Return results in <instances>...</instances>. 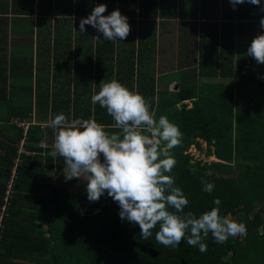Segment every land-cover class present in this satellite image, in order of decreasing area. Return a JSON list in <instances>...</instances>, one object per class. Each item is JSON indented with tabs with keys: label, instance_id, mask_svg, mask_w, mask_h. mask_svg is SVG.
I'll list each match as a JSON object with an SVG mask.
<instances>
[{
	"label": "trees",
	"instance_id": "16d2710c",
	"mask_svg": "<svg viewBox=\"0 0 264 264\" xmlns=\"http://www.w3.org/2000/svg\"><path fill=\"white\" fill-rule=\"evenodd\" d=\"M101 3L104 15L119 9L127 17L126 39H104L91 25L79 31ZM177 16L183 59L177 70L158 72L159 36ZM262 17L264 0L235 9L230 0H180L179 8L174 0H0V210L20 159L1 223L0 264H264V64L247 55L264 33ZM113 79L182 132L166 174L188 198L185 211L199 216L219 198L220 214L245 224V234L219 244L209 235L205 253L186 240L165 247L155 240L159 225L143 240L107 192L90 202L87 192L45 181L48 170L64 168L62 157L49 155L55 115L118 131L106 109L91 103L100 83ZM192 145L216 160L195 157Z\"/></svg>",
	"mask_w": 264,
	"mask_h": 264
},
{
	"label": "clouds",
	"instance_id": "9594fccd",
	"mask_svg": "<svg viewBox=\"0 0 264 264\" xmlns=\"http://www.w3.org/2000/svg\"><path fill=\"white\" fill-rule=\"evenodd\" d=\"M245 2L260 5V0H230L234 9ZM106 9L103 3L95 6L89 16L80 20L79 31L83 33L85 25H91L104 39H126L130 33L127 17L119 9L104 15ZM260 26L264 28V17ZM247 55L264 64V33L252 39ZM91 103L106 109L118 131H106L93 118L69 119L63 113L55 115L49 124L55 132L49 155L53 160L63 158L65 180L87 181L90 202L98 201L107 192L119 205L121 220L139 225L143 240H149L159 225L155 240L165 247L176 248L186 240L189 246L205 253L209 235L219 244L246 233L245 224L220 214L219 198L213 200L214 207L199 216L185 211L188 198L166 174L176 164L169 150L181 145L183 134L166 116L157 120L142 94L113 79L100 83ZM190 170L195 174L194 168ZM200 183L204 192H213V183L203 177Z\"/></svg>",
	"mask_w": 264,
	"mask_h": 264
},
{
	"label": "rangeland",
	"instance_id": "374dc122",
	"mask_svg": "<svg viewBox=\"0 0 264 264\" xmlns=\"http://www.w3.org/2000/svg\"><path fill=\"white\" fill-rule=\"evenodd\" d=\"M177 35H178V32H176V28L174 29V24H173L170 26L168 30H166L163 34H160L159 36L158 47H159V65H160L159 70L160 71H170L176 67L178 68L179 65L175 66L176 63H178V61L179 62L182 61L181 54L179 53V46L176 41ZM177 50H178V53H177ZM168 89L170 91H173L175 90V87L170 85ZM20 143L21 142H19V145ZM202 147L203 149L205 148L204 142H202ZM189 151L195 157L200 158L204 161H210L213 159L212 155H205L203 152H199L197 149H195L193 145L190 146ZM45 181L54 187H66L75 195H80L84 192H87L86 190L87 181L85 179L72 178L70 180H65L63 170H48ZM227 216L234 219L231 215H227Z\"/></svg>",
	"mask_w": 264,
	"mask_h": 264
},
{
	"label": "built area",
	"instance_id": "2783aa9c",
	"mask_svg": "<svg viewBox=\"0 0 264 264\" xmlns=\"http://www.w3.org/2000/svg\"><path fill=\"white\" fill-rule=\"evenodd\" d=\"M20 125H22L24 127V130H26V127H27V123L25 122H22L20 123ZM20 145H19V148H18V152H24L25 150L22 148V143H23V140L20 141ZM20 161L19 157L15 158V165ZM15 165L13 167V170H12V175L7 183V189L5 190V194L3 196V200H4V203L3 205L1 206V210H0V233H1V228H2V219H3V216H4V213H5V210H6V206L8 204V198L9 196L11 195V192H12V178L14 176V172H15Z\"/></svg>",
	"mask_w": 264,
	"mask_h": 264
},
{
	"label": "crops",
	"instance_id": "0c3cea01",
	"mask_svg": "<svg viewBox=\"0 0 264 264\" xmlns=\"http://www.w3.org/2000/svg\"><path fill=\"white\" fill-rule=\"evenodd\" d=\"M169 2V1H168ZM174 5H175V8H179L180 7V0H174ZM178 16L176 17V18H174L173 20H171V24H168V26L167 27H165L163 30H164V32L166 31V30H168L169 28H170V26L171 25H173L174 24V29L176 28V32H178V24H177V22H178ZM178 35L176 36V41H177V44H178ZM177 53H178V50H177ZM179 55V54H178ZM178 55H177V57H178ZM183 59V56L181 55V60ZM176 62H177V60H176ZM178 63H179V61H178ZM178 63H176V65L175 66H178ZM159 54H158V56H157V70H158V72H170V71H175V70H177L178 68L176 67V68H174V69H172V70H170V71H160L159 70ZM170 85H172V86H174V87H176V82L175 81H173L172 83H170ZM169 85V86H170ZM170 89V88H169Z\"/></svg>",
	"mask_w": 264,
	"mask_h": 264
},
{
	"label": "water",
	"instance_id": "95a60500",
	"mask_svg": "<svg viewBox=\"0 0 264 264\" xmlns=\"http://www.w3.org/2000/svg\"><path fill=\"white\" fill-rule=\"evenodd\" d=\"M213 160H216V159L213 157Z\"/></svg>",
	"mask_w": 264,
	"mask_h": 264
}]
</instances>
